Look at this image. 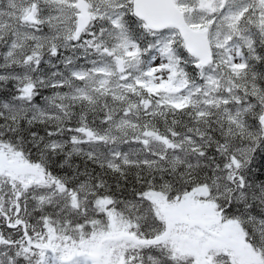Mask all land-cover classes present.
Listing matches in <instances>:
<instances>
[{"label": "snow or ice", "instance_id": "obj_1", "mask_svg": "<svg viewBox=\"0 0 264 264\" xmlns=\"http://www.w3.org/2000/svg\"><path fill=\"white\" fill-rule=\"evenodd\" d=\"M0 264H264V0H0Z\"/></svg>", "mask_w": 264, "mask_h": 264}]
</instances>
